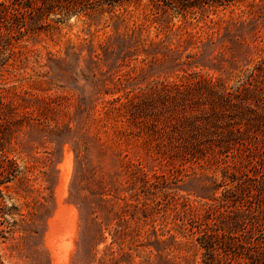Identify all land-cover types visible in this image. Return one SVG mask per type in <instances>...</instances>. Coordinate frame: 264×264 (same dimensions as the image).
Returning a JSON list of instances; mask_svg holds the SVG:
<instances>
[{
    "label": "rangeland",
    "instance_id": "1",
    "mask_svg": "<svg viewBox=\"0 0 264 264\" xmlns=\"http://www.w3.org/2000/svg\"><path fill=\"white\" fill-rule=\"evenodd\" d=\"M0 264H264V0H0Z\"/></svg>",
    "mask_w": 264,
    "mask_h": 264
}]
</instances>
